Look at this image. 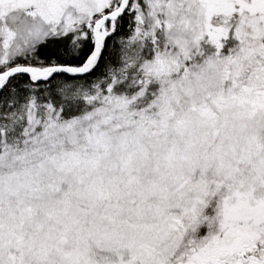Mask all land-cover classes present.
Instances as JSON below:
<instances>
[{
  "label": "snow or ice",
  "instance_id": "1",
  "mask_svg": "<svg viewBox=\"0 0 264 264\" xmlns=\"http://www.w3.org/2000/svg\"><path fill=\"white\" fill-rule=\"evenodd\" d=\"M0 264H264V0H0Z\"/></svg>",
  "mask_w": 264,
  "mask_h": 264
}]
</instances>
